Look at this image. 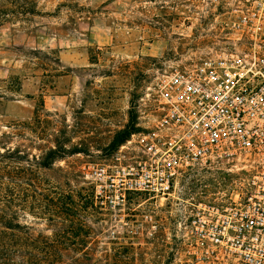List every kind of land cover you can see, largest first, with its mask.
<instances>
[{
    "label": "rangeland",
    "instance_id": "374dc122",
    "mask_svg": "<svg viewBox=\"0 0 264 264\" xmlns=\"http://www.w3.org/2000/svg\"><path fill=\"white\" fill-rule=\"evenodd\" d=\"M11 1L0 0L9 13L15 11L0 25V183H21L12 168L21 166L15 161L23 153L35 155L36 164L49 160V169L36 165V220H29L36 238H50L58 231L48 220L57 193H70L77 205V194H92L84 167L114 162L119 147L154 116L145 95L158 74L166 65L189 64L207 53L236 0ZM235 178L216 172L191 176L176 197L225 198L236 190ZM4 187L0 215L11 209L21 225L17 197L6 205ZM142 200L131 197L127 213L155 214V239H116L117 223L94 203V213L72 214V225L82 222L91 230L78 238L70 234L57 247L64 255L59 263L172 264L174 221L184 204L152 201L137 208ZM42 248L36 244V251ZM17 249L0 247V264H18Z\"/></svg>",
    "mask_w": 264,
    "mask_h": 264
},
{
    "label": "built area",
    "instance_id": "2783aa9c",
    "mask_svg": "<svg viewBox=\"0 0 264 264\" xmlns=\"http://www.w3.org/2000/svg\"><path fill=\"white\" fill-rule=\"evenodd\" d=\"M147 91L150 121L112 164L84 167L115 238L159 231L152 212L127 213L131 197L143 198L137 208L174 200L184 205L172 264H264V0H236L213 47L166 65ZM208 172L236 176V190L211 201L176 197L185 178Z\"/></svg>",
    "mask_w": 264,
    "mask_h": 264
},
{
    "label": "trees",
    "instance_id": "16d2710c",
    "mask_svg": "<svg viewBox=\"0 0 264 264\" xmlns=\"http://www.w3.org/2000/svg\"><path fill=\"white\" fill-rule=\"evenodd\" d=\"M11 3L12 5L16 4V0L11 1ZM9 12L3 5H0V25L6 21L9 14L15 13V11L13 13ZM30 14L33 15L35 13L33 11ZM120 141H124V138L120 139ZM54 154V152H50L49 156L51 157ZM53 158L57 157L53 156ZM15 162L21 164V166L13 167L12 169H15V171H12L18 174L21 183L16 188L12 185L4 187L0 183V195L2 194L1 187H4L3 190L7 199H5L6 205L13 204L17 197L18 203L16 207L23 214V224H17L16 217L10 216L13 213L11 209L7 210L6 214L0 215V247L7 245L14 248V246H17L18 264H60L59 261L62 260L64 255L58 251L57 247L69 242L70 234L74 233V237L78 238L82 230H91L82 224V222L72 225L70 218L72 214H78L79 210L86 212L89 209L90 212L94 213L96 208L92 200L93 196L90 193L89 195L77 194L81 201L80 205H77L71 201L70 193L58 192L56 201L53 203L51 218L48 219L50 224H52L50 229L58 231L52 234L50 238L43 236L36 238V229L33 227L34 223L29 220V217H31V220H36V165L42 169H49L50 162L48 159H45L44 163L36 164V156L28 153L21 154ZM3 169L4 165H0V175ZM15 195L16 197H14ZM0 201L2 200L0 199ZM53 217H56L57 220L54 221ZM80 241L83 242L82 239ZM36 244H41L45 248L36 251Z\"/></svg>",
    "mask_w": 264,
    "mask_h": 264
}]
</instances>
